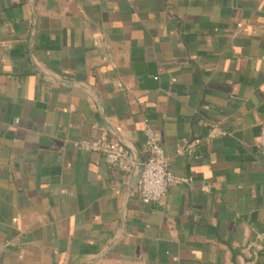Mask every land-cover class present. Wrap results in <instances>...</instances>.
Returning <instances> with one entry per match:
<instances>
[{"label": "crops", "instance_id": "crops-1", "mask_svg": "<svg viewBox=\"0 0 264 264\" xmlns=\"http://www.w3.org/2000/svg\"><path fill=\"white\" fill-rule=\"evenodd\" d=\"M146 125L157 204L80 147ZM263 130L264 0H0V264H264Z\"/></svg>", "mask_w": 264, "mask_h": 264}, {"label": "built area", "instance_id": "built-area-1", "mask_svg": "<svg viewBox=\"0 0 264 264\" xmlns=\"http://www.w3.org/2000/svg\"><path fill=\"white\" fill-rule=\"evenodd\" d=\"M226 134V131L219 130L217 125H214L207 139L211 140ZM145 135L147 158L144 161H139L130 148L111 139L107 132H102L93 139L82 141L80 147L103 153L107 166L112 171L123 170L139 176L137 192L140 199L144 203L157 204L166 196L174 182H190L192 178L178 176L172 172L161 143V136L153 127L146 125ZM258 139L264 142V130ZM198 142L199 139L189 141L180 147V153L189 158H199L200 155L196 149Z\"/></svg>", "mask_w": 264, "mask_h": 264}, {"label": "water", "instance_id": "water-1", "mask_svg": "<svg viewBox=\"0 0 264 264\" xmlns=\"http://www.w3.org/2000/svg\"><path fill=\"white\" fill-rule=\"evenodd\" d=\"M137 178H139V176H137Z\"/></svg>", "mask_w": 264, "mask_h": 264}]
</instances>
